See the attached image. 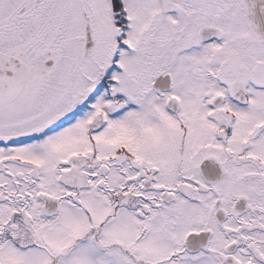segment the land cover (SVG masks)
<instances>
[{"label":"snow or ice","instance_id":"snow-or-ice-1","mask_svg":"<svg viewBox=\"0 0 264 264\" xmlns=\"http://www.w3.org/2000/svg\"><path fill=\"white\" fill-rule=\"evenodd\" d=\"M0 264H264V0H0Z\"/></svg>","mask_w":264,"mask_h":264}]
</instances>
